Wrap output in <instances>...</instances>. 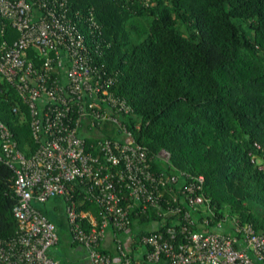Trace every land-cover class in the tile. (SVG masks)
<instances>
[{
  "label": "trees",
  "instance_id": "obj_1",
  "mask_svg": "<svg viewBox=\"0 0 264 264\" xmlns=\"http://www.w3.org/2000/svg\"><path fill=\"white\" fill-rule=\"evenodd\" d=\"M68 6L73 16L94 10L102 24L100 36L106 39L94 54L95 63L114 75L111 89L133 108L118 116L135 140L148 147L153 169L178 176L163 188L162 198L177 204L173 198H186L185 187L203 174L198 192L215 207L217 218H236L264 229V0H68ZM83 20L79 23L91 36ZM18 35L7 27L9 39ZM32 118L17 89L0 76V119L27 155L39 145ZM80 133L88 143L121 136L113 121ZM163 148L168 159L158 155ZM14 177L13 168L0 160V238L18 228ZM85 193L76 184L77 210H93L101 221L102 206ZM69 202L62 194L33 201L60 235L71 229ZM180 203L190 208L185 199ZM159 210L164 208L136 204L130 209V227L118 235L130 229L137 246L144 234L164 231L174 219ZM192 211L209 214L203 206ZM156 220L158 226L151 227ZM81 221L91 228L88 215ZM100 248L113 255L111 249ZM149 249L145 245L144 253Z\"/></svg>",
  "mask_w": 264,
  "mask_h": 264
},
{
  "label": "built area",
  "instance_id": "obj_2",
  "mask_svg": "<svg viewBox=\"0 0 264 264\" xmlns=\"http://www.w3.org/2000/svg\"><path fill=\"white\" fill-rule=\"evenodd\" d=\"M82 18L91 36L80 25ZM8 26L19 35L5 36ZM102 32L93 9L73 16L68 0H0V76L29 105L33 135L39 142L32 154H25L0 119V160L15 172L18 197L13 207L18 228L0 238V264H62L50 253L59 240L56 224L33 203L56 194L70 200L71 231L93 264L114 262V256L100 248L109 225L120 264H264V229L236 218H217L215 207L198 192L203 174L193 176L183 190L190 208L180 203L182 198H173L177 204L162 198L163 188L178 176L154 170L148 147L135 140L118 116L133 108L111 89L114 75L95 63L94 54L106 40ZM31 48L37 52L31 53ZM107 121L119 125L120 138L88 143L80 133ZM165 152L163 148L158 155L168 159ZM76 184L103 208L101 221H92L89 230L81 221L88 211L76 208ZM136 204L143 209L160 205L164 211L159 213L174 219L164 231L154 229L142 236L139 244L150 249L138 258L118 235L130 227V209ZM202 206L209 214L195 215L192 210Z\"/></svg>",
  "mask_w": 264,
  "mask_h": 264
},
{
  "label": "crops",
  "instance_id": "obj_3",
  "mask_svg": "<svg viewBox=\"0 0 264 264\" xmlns=\"http://www.w3.org/2000/svg\"><path fill=\"white\" fill-rule=\"evenodd\" d=\"M88 216L92 221L96 220V214L93 210H88ZM158 226V221L151 222V227L155 228ZM130 230V229H129ZM127 231V233L122 232L120 235L125 242L127 248L134 254V256L141 257L144 252V246L139 244L134 246L132 243L134 241L133 232ZM58 242L51 247L50 253L58 258L62 264H93L88 255L87 248L80 241H75L76 238L73 235L71 229L64 230ZM102 246L113 251L114 262L113 264H120V257L115 247V237L114 230L111 225L107 228V234L102 242Z\"/></svg>",
  "mask_w": 264,
  "mask_h": 264
},
{
  "label": "rangeland",
  "instance_id": "obj_4",
  "mask_svg": "<svg viewBox=\"0 0 264 264\" xmlns=\"http://www.w3.org/2000/svg\"><path fill=\"white\" fill-rule=\"evenodd\" d=\"M165 155L167 156L168 155V152H165Z\"/></svg>",
  "mask_w": 264,
  "mask_h": 264
}]
</instances>
